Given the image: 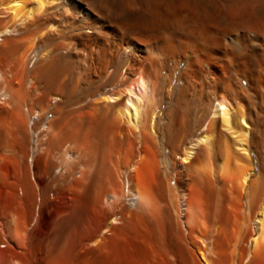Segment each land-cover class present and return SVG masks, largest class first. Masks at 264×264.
Here are the masks:
<instances>
[{
    "label": "bare ground",
    "instance_id": "1",
    "mask_svg": "<svg viewBox=\"0 0 264 264\" xmlns=\"http://www.w3.org/2000/svg\"><path fill=\"white\" fill-rule=\"evenodd\" d=\"M0 264H264V0H0Z\"/></svg>",
    "mask_w": 264,
    "mask_h": 264
},
{
    "label": "rangeland",
    "instance_id": "2",
    "mask_svg": "<svg viewBox=\"0 0 264 264\" xmlns=\"http://www.w3.org/2000/svg\"><path fill=\"white\" fill-rule=\"evenodd\" d=\"M39 119L35 118L32 122H31V126L35 123L38 122ZM34 133V132H33ZM33 135V145H34V150H35V154H37V148H38V140H39V136L37 133L32 134ZM254 228L257 229V225H254Z\"/></svg>",
    "mask_w": 264,
    "mask_h": 264
}]
</instances>
